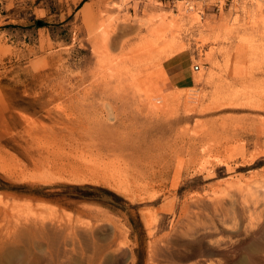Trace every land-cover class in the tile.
Here are the masks:
<instances>
[{
    "label": "rangeland",
    "instance_id": "obj_1",
    "mask_svg": "<svg viewBox=\"0 0 264 264\" xmlns=\"http://www.w3.org/2000/svg\"><path fill=\"white\" fill-rule=\"evenodd\" d=\"M263 11L0 0V264H264Z\"/></svg>",
    "mask_w": 264,
    "mask_h": 264
},
{
    "label": "bare ground",
    "instance_id": "obj_2",
    "mask_svg": "<svg viewBox=\"0 0 264 264\" xmlns=\"http://www.w3.org/2000/svg\"><path fill=\"white\" fill-rule=\"evenodd\" d=\"M263 14H264V11H263ZM245 24H246V22H245ZM249 25H251V23H250ZM249 25H248V26H249ZM242 26H243V25H242ZM242 26H240V27H242ZM246 26H247V24H246ZM255 26H256V25H255ZM238 27H239V26H238ZM216 28H217V27H216ZM219 28H220V27H219ZM235 28H237V27H235ZM235 28L233 27V29H235ZM247 28H248V27H247ZM252 29H254V28H252ZM256 29H257V28H255L254 30H256ZM230 30H231V29H230ZM232 31H233V30H232ZM256 31H258V30H256ZM229 32H231V31H229ZM229 32H228V34H230ZM232 33H234V31H233ZM232 33H231V34H232ZM231 34H230V36H231ZM232 37H233V36H232ZM234 37H235V36H234ZM233 39H234V38H233ZM234 40H235V39H234ZM241 41H242V40H241ZM247 41H248V40H247ZM229 42H230V41H229ZM229 42H228V43H229ZM243 42H244V41H243ZM243 42H242V43H243ZM248 42H249V41H248ZM232 43H233V42H232ZM246 43H247V42H246ZM230 45H231V44H230ZM230 45H229V46H230ZM238 45H239V44H238ZM241 45H242V44H240V47H241ZM245 45H246V44H245ZM252 46H253V45H252ZM243 47H245V46L243 45ZM251 48H252V47H251ZM251 48H250V49H251ZM227 49H228V47H227ZM256 49H257V48H256ZM229 50H230V48H229ZM229 50H228V51H229ZM235 50H236V49H235ZM252 50H254V49H252ZM262 50H263V49H262ZM246 51H248V50H246ZM259 51H260V50H259ZM259 51H257V52H259ZM263 51H264V50H263ZM239 52H241V50H240ZM253 52H254V51H253ZM230 53L232 54V51H231V52L229 51V54H230ZM234 53H235V52H234ZM242 53H243V52H242ZM244 53H245V50H244ZM261 53H262V52H261ZM235 54H236V53H235ZM235 54H233L234 57H236ZM239 54H240V53H239ZM263 54H264V53H263ZM260 55H262V54H260ZM260 55H259V56H260ZM251 56H252V55H251ZM256 56H257V55H256ZM256 56H255V57H256ZM263 56H264V55H263ZM239 57H240V56H239ZM255 57H253V58H255ZM246 58H247V57H246ZM259 58H260V57H259ZM261 58H262V57H261ZM244 60H245V59H243V61H244ZM246 60H248V59H246ZM258 60H259V59H258ZM244 62H245V61H244ZM254 62H255V63H253V64L256 65L259 61H258L257 63H256V61H254ZM262 62H263V61H262ZM238 63H239V61H238ZM238 63H236V64H238ZM247 63H248V61H247ZM241 64H242V63H241ZM243 64H244V63H243ZM253 64H252V65H253ZM249 65H250V64H249ZM249 65H248V66H249ZM255 65H254V66H255ZM239 66H243V65H240V64H239ZM239 66L237 65V67H238L237 69H239ZM245 66H246V65H245ZM248 66H247V67H248ZM228 68H229V67H228ZM235 68H236V66H235ZM235 68L233 67L234 70H235ZM243 68H244V66H243ZM233 69H232V70H233ZM238 71H241V70H237V73H238ZM253 71H254V70H253ZM232 72H233V71H232ZM234 72H236V70H235ZM244 72H245V71H244ZM259 72L264 74V71H259ZM237 73H235V74L237 75ZM239 73H240V72H239ZM256 73H257V72H256ZM256 73H255V74H256ZM241 74H242V73H241ZM233 75H234V73H232V77H234ZM236 75H235V76H236ZM246 75H247V74H246ZM228 76H229V75H228ZM237 76H238V75H237ZM244 76H245V74H244ZM250 76H251V75H250ZM247 77H248V76H247ZM229 78H230V77H229ZM238 78H239V77H238ZM234 79H236V78H234ZM251 79H255L254 74H252ZM230 80H231V79H230ZM232 80H233V79H232ZM245 80H246V79H245ZM233 81H234V80H233ZM243 82H244V81H243ZM245 82H247V81H245ZM253 82H254V81H253ZM234 83H235V81H234ZM248 83H251V82L248 81ZM236 84H237V83H236ZM239 84H240V83H239ZM246 84H247V83H246ZM251 84L253 85V83H251ZM257 84H258V83H257ZM257 84H256V85H257ZM262 84H263V83H262ZM247 85H248V84H247ZM258 85H259V84H258ZM258 85H257V86H258ZM243 86H244V85H243ZM261 86H262V88H263L264 85H261ZM259 87H260V85H259ZM246 88H247V87H246ZM246 88H245V89H246ZM250 88L253 89L252 86H251ZM257 89H258V88H257ZM260 89H261V87H260ZM226 90H228V89H226ZM232 90H233V89H232ZM253 90H254V89H253ZM247 91H248L249 93H251L249 89H248ZM247 91H246V92H247ZM254 91H256V89H255ZM254 91H253V92H254ZM257 91H258V90H257ZM241 92H242V91H241ZM241 92H240V94H241ZM248 92H247V93H248ZM261 92L263 93L264 91H261ZM261 92L258 93V94L261 95V94H262ZM232 93H233V92H232ZM234 93H235V92H234ZM243 93H244V92H243ZM249 93H248V94H249ZM254 93H255V92H254ZM242 95H243V94H242ZM244 95H245V93H244ZM262 95H264V94H262ZM237 96H238V95H237ZM247 97H248V96H247ZM254 97H256V100H255V101H257V100L259 101V99H257V98H258V97H257V94H254V95H252V94L250 95V94H249V97H248V98L251 99V98H254ZM261 98H262V97H260V99H261ZM263 98H264V97H263ZM263 98H262V99H263ZM250 99H249V100H250ZM251 101H252V100H251ZM253 101H254V100H253ZM260 101H261V100H260ZM262 101H263V103H264V100H262ZM262 101H261L260 103H262ZM240 102H241V101H240ZM248 102H249V101H248ZM250 103H251V102H250ZM263 103H262L261 105H263ZM252 104H254V103H252ZM256 105H257V104H256ZM262 107H263V106H262ZM262 107H260V105H259V108H262ZM263 108H264V107H263ZM253 211H254V210H253ZM249 212H250V211H249ZM250 214H251V213H250ZM253 215H254V214H253ZM249 216H250V215H249ZM248 218H249V217H248ZM248 218H247V219H248ZM251 218H253V217H251ZM250 220H251V219H250ZM240 221H242V220H240ZM237 222H238V221H237ZM251 223H253V222H251ZM232 224H233V223H232ZM244 224H245V223H244ZM248 224H249V223H248ZM234 225H236V224H234ZM232 226H233V225H232ZM233 227H234V226H233ZM247 227H248V226H247ZM244 228H245V227H244ZM245 230H246V229H245ZM247 233H248V232H247ZM252 234H253V233H252ZM254 234H255V233H254ZM206 235H207V234H206ZM188 239H189V238H188ZM188 239H187V240H188ZM231 241H233V240H231ZM231 241H230V242H231ZM187 242H188V241H187ZM232 243H233V242H232ZM189 244H190V243H189ZM189 244H188V245H189ZM200 244H201V242H200ZM204 244H205V243H204ZM204 244H203V245H204ZM206 244H207V242H206ZM226 244H227V243H226ZM186 245H187V244H186ZM203 245H202V246H203ZM208 245L210 246L211 244H208ZM189 246H190V245H189ZM198 246H199V245H198ZM206 246H207V245H206ZM209 246H208V247H209ZM211 247H212V246H210V248H211ZM213 247H214V246H213ZM213 247H212L211 249L214 250ZM218 247H219V246H217V248H216V246H215V248H216L217 250H218ZM161 248H162V247H161ZM166 248H167V247H165V251H169V250L166 249ZM197 248H198V247H197ZM202 248H205V246L202 247ZM202 248H200V246H199V249H198V250L201 251V252H203V253L206 252V250L204 249V250H205V251H204ZM206 248H207V247H206ZM173 249H176V248L173 247ZM207 249L209 250V248H207ZM171 250H172V249H171ZM198 250H197V251H198ZM209 251H210V250H209ZM218 251H219V250H218ZM218 251L215 250V251L213 252V255H215ZM173 252H174V251H173ZM177 252H178V251H177V249H176V253H177ZM170 253H171V252H170ZM207 253H208V252H207ZM210 253H211V252H210ZM174 254H175V253H173L172 255H174ZM177 254H178V253H177ZM177 254H175V255H177ZM247 254H248V253H247ZM119 256H121V255H119ZM119 256H118V258H119ZM168 256H170V255H168ZM182 256H183V255H182ZM176 257H177V256H176ZM118 258H117V259H118ZM249 258H250V257H248V259H249ZM171 259H172V258H171ZM236 259H237V258H236ZM246 259H247V258H246ZM173 260L175 261V258H174ZM249 260H250L249 262H251V258H250ZM219 261H220V264H224V263H226V261H224V263H223L221 260H219ZM236 261H237V262L234 263V260H233V261H232V264H245V259H244V258H242V259L240 260V262H239L238 260H236ZM230 264H231V263H230ZM253 264H254V262H253Z\"/></svg>",
    "mask_w": 264,
    "mask_h": 264
},
{
    "label": "trees",
    "instance_id": "obj_3",
    "mask_svg": "<svg viewBox=\"0 0 264 264\" xmlns=\"http://www.w3.org/2000/svg\"><path fill=\"white\" fill-rule=\"evenodd\" d=\"M76 188H86V189H98V190H101L103 192H105L107 195L111 196V197H114V198H119L118 195L116 193H114L113 191H110L106 188H103V187H95V186H92V185H84V186H75ZM86 198H91V197H86Z\"/></svg>",
    "mask_w": 264,
    "mask_h": 264
},
{
    "label": "built area",
    "instance_id": "obj_4",
    "mask_svg": "<svg viewBox=\"0 0 264 264\" xmlns=\"http://www.w3.org/2000/svg\"><path fill=\"white\" fill-rule=\"evenodd\" d=\"M220 5H221V2L220 1L217 2L216 6L220 7Z\"/></svg>",
    "mask_w": 264,
    "mask_h": 264
}]
</instances>
